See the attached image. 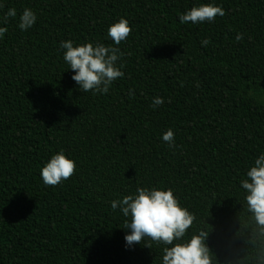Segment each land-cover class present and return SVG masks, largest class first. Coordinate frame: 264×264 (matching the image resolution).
Instances as JSON below:
<instances>
[{
	"label": "trees",
	"instance_id": "1",
	"mask_svg": "<svg viewBox=\"0 0 264 264\" xmlns=\"http://www.w3.org/2000/svg\"><path fill=\"white\" fill-rule=\"evenodd\" d=\"M201 4L225 15L180 23ZM0 5V264H162L164 247L200 232L211 264H264L241 186L264 154V0ZM25 8L37 18L21 30ZM121 17L132 32L116 45L107 32ZM67 40L118 47L123 77L107 93L83 91L63 59ZM169 128L174 147L162 139ZM60 150L75 173L46 186L40 169ZM141 187L171 188L195 215L181 240L127 245L131 217L111 201Z\"/></svg>",
	"mask_w": 264,
	"mask_h": 264
},
{
	"label": "clouds",
	"instance_id": "2",
	"mask_svg": "<svg viewBox=\"0 0 264 264\" xmlns=\"http://www.w3.org/2000/svg\"><path fill=\"white\" fill-rule=\"evenodd\" d=\"M2 7V5H0ZM16 9L10 8L4 17L6 23L9 17H16ZM222 7L213 4H201L192 7L181 14L178 19L181 24L188 22L203 23L214 21L217 16H224ZM35 13L25 8L19 17V27L27 30L36 21ZM7 32L6 27H0V36ZM132 29L127 19L121 17L118 22L108 28V36L114 44L119 45L131 34ZM240 35L237 39H241ZM209 41L205 39L202 44ZM60 47L65 50L63 59L74 71L71 77L73 81L85 92L94 91L107 93L112 82L122 78L124 73L120 70L123 65L117 67L116 62L123 56L118 47L105 46L91 42L77 46L70 40L61 41ZM129 95L134 93L129 90ZM153 106L164 103L162 97L153 98ZM163 141L170 147H174L175 135L169 128L162 136ZM76 164L67 158L63 150L51 156L50 160L40 169V176L46 186H57L62 180H67L74 175ZM247 179L241 180V186L245 190V201L248 210L254 215L256 223L264 231V154L254 162V166L246 173ZM113 210L119 208L124 217H131L130 222H125V229L130 230L124 239L127 245L139 244L145 237L156 243L173 245L186 234L194 220L195 215L188 209L182 208L173 190L137 188L136 194L126 195L121 200L111 201ZM206 233L192 235L190 240L184 243H175L172 247L163 248L162 264H211L209 250L204 244ZM151 247V245H146Z\"/></svg>",
	"mask_w": 264,
	"mask_h": 264
}]
</instances>
